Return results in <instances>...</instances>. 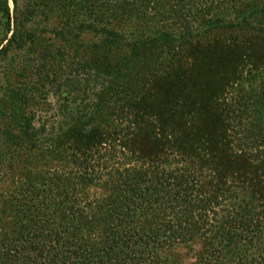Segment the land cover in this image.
Here are the masks:
<instances>
[{"label": "trees", "instance_id": "16d2710c", "mask_svg": "<svg viewBox=\"0 0 264 264\" xmlns=\"http://www.w3.org/2000/svg\"><path fill=\"white\" fill-rule=\"evenodd\" d=\"M96 1L88 21L52 30L59 44H42L32 5L13 0L12 14L0 2V57L52 86L40 105L52 109L47 96L67 90L52 116L12 115L6 99L0 165L5 144L23 157L10 201L24 218L0 227V264H264V130L248 143L230 134L243 119L217 101L227 79L216 74L229 63L236 78L247 56L262 61L246 51L264 44V3ZM226 4H238L233 18L219 12ZM75 27L102 35L85 42ZM237 28L255 36H221Z\"/></svg>", "mask_w": 264, "mask_h": 264}, {"label": "rangeland", "instance_id": "374dc122", "mask_svg": "<svg viewBox=\"0 0 264 264\" xmlns=\"http://www.w3.org/2000/svg\"><path fill=\"white\" fill-rule=\"evenodd\" d=\"M2 0H0L1 2ZM20 1V8L23 10L25 6L32 5L35 9L36 13L31 18L32 26L37 33V36L42 38V44H47L54 39V41L57 40V36L55 35L56 32H53L54 28H61L64 26V28H67V25H75L74 22H76V18L78 20H84L85 22L88 21L87 13L86 12L91 8L98 9L99 6H101V2L93 0V1H86L84 5L87 6L83 11L79 9H75L76 6L73 5V3L76 2H83V0H66L65 3L70 1V6L68 3L66 5H60L58 6L59 0H19ZM250 1L251 3H264V0H245ZM253 1V2H252ZM10 7L12 9V14H14V3L13 0H9ZM238 7V4H230V5H224L222 8H220L219 12L222 13L226 18H233L235 16L234 10H232L231 6ZM58 7L60 9H58ZM241 7V6H240ZM243 7V6H242ZM242 8H239V10ZM76 10V11H74ZM86 12V14H85ZM84 14V15H83ZM113 15H115V12H113ZM112 17V16H111ZM83 21V22H84ZM140 23V22H139ZM138 23V24H139ZM169 23V22H168ZM171 24V23H170ZM129 24H126L120 29L124 30L125 27H128ZM176 25V24H175ZM174 25V28L176 26ZM127 30V29H126ZM74 34H77L79 39H82L86 42V40H97L102 35V32H95L91 30H87L85 28L82 29H76V27L73 29ZM127 32V31H125ZM4 33L3 29V22L1 19L0 14V37H2V34ZM255 36V32L248 31L245 32L240 29H235L232 31L226 30L224 33H222V37H228V39L232 36L235 37V39L242 40L243 36L250 37L251 35ZM253 36V37H254ZM262 36V35H261ZM264 36V34H263ZM59 39V38H58ZM259 41V39H257ZM90 41V42H94ZM57 44L63 43L60 42V40L56 41ZM81 43V42H79ZM249 46V45H247ZM160 50V49H159ZM254 51L259 57L262 58V61H257L256 57L247 56L245 58V61L243 64L238 67L239 73L237 77H234L233 74V64H229L226 66L227 69H224L223 73L220 70L219 74L220 77H224L227 79L226 83H221V91L218 94V102L221 103V107H223V110H226L225 112L231 113L230 111H236L238 115L242 116L243 122L240 121V125H235L231 131L230 134L234 136L236 139L245 138L243 142L245 141L248 143L247 140L252 141L254 138L253 136L260 134L262 130H264V44L263 42H259L257 45H253V47H249L246 51V55H250L251 52ZM161 52V51H160ZM23 53V52H21ZM245 57V56H244ZM152 58V56H151ZM19 64L16 68H21V63L17 62ZM15 68V69H16ZM132 69L134 68L131 67ZM149 68V66H147ZM200 67H194L193 70L190 72L189 77L193 79L194 82L198 80L197 76L199 72H201ZM213 70V69H212ZM165 81V80H164ZM163 81V82H164ZM156 82V83H161ZM42 80L38 79L36 76H33L31 74H20L15 72L12 67L8 64V59L3 58V56L0 57V110L3 112L1 114L0 118H3V123L7 122V113L6 106L8 98L9 100H12V102H9L12 104V106H17L14 110H12V115L21 114L20 111H23V108L25 110H28V112H35L36 116H41L44 114H48V116H52L54 112H59V103H63L65 101V95L67 94V90H62L58 94L54 95L51 94L48 97V100L50 104L52 105V109H49L46 105H40V100L38 98L42 96L45 89L52 92L54 89L51 85H46ZM154 84V83H153ZM41 85V86H40ZM45 89H44V88ZM128 86H122L120 90V94L118 97H124L125 94L129 91L127 90ZM160 92L162 91L157 88ZM162 89V88H161ZM15 90H18L19 93L17 96L13 95V92ZM22 92H28V97L32 93L36 94V101L37 105L33 103L32 105L27 106L26 100L28 101V97L25 99V94H21ZM24 95V96H23ZM4 103V105H3ZM8 107V106H7ZM18 109H21L20 111ZM48 110V111H47ZM107 110V109H106ZM98 111L97 115L101 116V114L107 113V111ZM223 110H221L223 112ZM19 111V113H17ZM14 113V114H13ZM193 113H191L192 115ZM195 115V114H193ZM197 115V114H196ZM189 116V115H188ZM198 118V117H196ZM194 118V121L197 119ZM189 120V121H188ZM192 117H187V122L189 123L191 121V125H193ZM6 124V123H5ZM7 125V124H6ZM188 124L187 126H191ZM254 144V143H253ZM6 145V144H5ZM3 146L2 148L4 151H1V158H2V164L0 165V227L2 228H13L15 225V222H19V220H23V211L15 212L14 205L10 201L12 192V189L14 186H18L17 181L19 178H21L22 174L19 171V168L22 164H25L23 161V157H15L10 154L8 150V146ZM20 152V151H19ZM22 152V151H21ZM36 154V153H35ZM118 155H120L118 153ZM21 160V161H20ZM36 160V159H33ZM20 161V162H19ZM69 170H71V165ZM36 175L38 173L36 172ZM14 184V186H13ZM102 189L100 188H93L92 193H99L101 194ZM4 237L0 236V241H2ZM184 249H182L181 252ZM179 251V250H178ZM197 259L196 257H192L190 260L187 261V264H196Z\"/></svg>", "mask_w": 264, "mask_h": 264}]
</instances>
